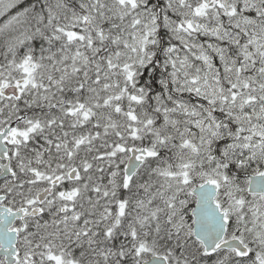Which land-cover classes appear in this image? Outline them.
<instances>
[{
    "label": "snow or ice",
    "instance_id": "1",
    "mask_svg": "<svg viewBox=\"0 0 264 264\" xmlns=\"http://www.w3.org/2000/svg\"><path fill=\"white\" fill-rule=\"evenodd\" d=\"M0 264H264V0H0Z\"/></svg>",
    "mask_w": 264,
    "mask_h": 264
}]
</instances>
